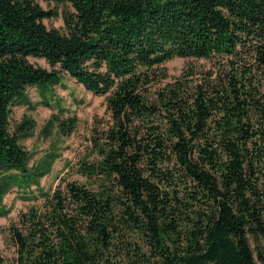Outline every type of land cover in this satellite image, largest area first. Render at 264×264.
Here are the masks:
<instances>
[{
  "label": "trees",
  "instance_id": "16d2710c",
  "mask_svg": "<svg viewBox=\"0 0 264 264\" xmlns=\"http://www.w3.org/2000/svg\"><path fill=\"white\" fill-rule=\"evenodd\" d=\"M39 1L0 0V217L14 187L31 202L0 264H264V0H42L63 7V29ZM175 58L210 66L157 88ZM64 74L111 117L67 164L83 180L44 189L61 155L32 163L33 122L12 132V106L35 110L36 87L46 133L70 136Z\"/></svg>",
  "mask_w": 264,
  "mask_h": 264
},
{
  "label": "rangeland",
  "instance_id": "374dc122",
  "mask_svg": "<svg viewBox=\"0 0 264 264\" xmlns=\"http://www.w3.org/2000/svg\"><path fill=\"white\" fill-rule=\"evenodd\" d=\"M39 3L46 9L58 10L60 14L56 18L45 19V24L48 27L63 29L65 25L62 16L63 7L42 0ZM29 60L36 65L52 70V67L42 58L30 57ZM189 65L210 66L209 62L203 59L175 58L170 60L164 65L167 77L162 79L163 81L157 88L174 82ZM54 91L65 109L69 110L70 114H76L79 118V126L70 136L61 135L57 127L52 129L50 135L46 133L48 121L51 119L54 110L45 106L51 101V98L45 94H39L36 87L28 88L26 95L30 97L33 103L41 101V105L35 110H30L24 105H15L12 106L11 114L12 132L24 119H30L33 122L31 135L21 139V144L33 154L32 163H39L46 157L47 153L53 150H57L61 155L55 160L51 173L41 179L40 185L44 189L56 188L61 182V178L68 174L69 179L83 180L79 174L73 173L72 168H66L67 164L68 162L76 163L86 153L91 143L89 139L94 125H98L101 120L107 122L111 117L107 109L106 96H97L87 91L83 85L68 74H64L63 84L54 87ZM32 189H36V187L33 186ZM21 193V189L18 190L14 187L5 195L3 200V203L11 208V213L0 217V249L9 258L15 255V248L9 242L10 226L12 223L18 222L20 214L26 211L31 204V202L24 200Z\"/></svg>",
  "mask_w": 264,
  "mask_h": 264
}]
</instances>
